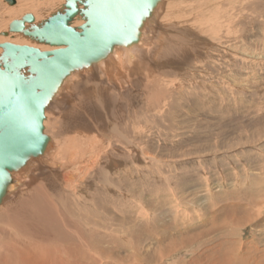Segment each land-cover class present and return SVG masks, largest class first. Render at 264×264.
<instances>
[{
	"label": "rangeland",
	"instance_id": "rangeland-1",
	"mask_svg": "<svg viewBox=\"0 0 264 264\" xmlns=\"http://www.w3.org/2000/svg\"><path fill=\"white\" fill-rule=\"evenodd\" d=\"M161 1L155 39L161 31L178 36L195 52H150L154 85L141 73L121 88L78 78L68 93L74 101L50 108L45 128L57 146L78 135L88 137L84 150L90 139L98 150L72 149L70 167L57 156L65 168L44 167L33 178L61 199L67 214L58 205L56 221L72 219L84 242L97 243L92 264H264V0ZM15 182L0 203V261L20 251L12 226L35 184ZM73 201L93 204L99 217L72 215ZM33 207L27 200L24 208ZM20 225L29 228L24 239L56 235L36 220Z\"/></svg>",
	"mask_w": 264,
	"mask_h": 264
},
{
	"label": "water",
	"instance_id": "water-1",
	"mask_svg": "<svg viewBox=\"0 0 264 264\" xmlns=\"http://www.w3.org/2000/svg\"><path fill=\"white\" fill-rule=\"evenodd\" d=\"M158 1L65 0L62 10L31 29L24 26L33 22L29 13L10 22V31L53 48L0 43V202L9 190L11 172L47 148L45 111L64 78L113 46L136 41ZM76 15L84 21L72 26Z\"/></svg>",
	"mask_w": 264,
	"mask_h": 264
},
{
	"label": "bare ground",
	"instance_id": "bare-ground-1",
	"mask_svg": "<svg viewBox=\"0 0 264 264\" xmlns=\"http://www.w3.org/2000/svg\"><path fill=\"white\" fill-rule=\"evenodd\" d=\"M5 1L7 2V0ZM64 3L65 0H13V2L8 3L10 4V6H6L2 5L0 2V28L2 27V29H0V43L11 42L15 44H28L31 46H36L38 48L40 47V49L42 50L52 49L53 47L44 43H38L34 39L23 35V33L20 31H10L9 24L12 20L21 19L25 14L31 12L29 14L33 15V22L24 23L25 28L31 29L32 25H40L51 14L62 10ZM161 5L162 1L159 0L152 9V14L150 15V17L145 19L141 23V26L139 27V30L137 32L136 41L113 46L111 50H108L103 57L94 62H90L88 65L75 69L62 81L61 86L58 88L57 93L55 94V96H53L47 107V110L45 111L43 125L44 133L49 137L47 148L44 150V152L37 155V157L30 159L29 162H27L24 166L11 172L12 178H19L25 181L29 179L30 183H35L34 185H36V187H33L34 185L30 186L28 183L29 189H27L28 191L26 190L27 193L24 198H21V207L20 210H18L20 216L16 220L18 227H16L15 224H13L12 226V232L18 237L17 240L13 241V244L17 245V248L18 245H21L22 247L20 246V251H16V253L13 251L14 255H9L8 260L5 256L3 260L0 261V264H92L95 261V254L98 253L97 248H99L97 247V243L84 242L82 239V234L80 232V225H76L75 222L72 221V219H70L69 221H65L64 219L62 220L59 216L60 220L56 221L53 214L55 213V215H58L57 211L59 209L57 206H62L61 199L58 196H55L56 193H51V189L49 190L46 183L44 184L43 182H40L38 180L36 181V179L33 178L32 174H37L39 170L44 169V167L49 168V166L50 168L55 169L65 168L63 167L61 161L57 160V156L60 157V159H66V162L63 163L64 165L70 167L69 164L70 161L72 162L73 158L72 149L76 151V154L80 153L81 151L84 152L88 149L92 150V152L98 150L97 145H94L97 143L91 142V139L89 140V145L84 150V146L82 148L81 143L84 142L88 137H84V139L78 135H75L77 137L76 139L74 137L70 138V135H66L65 138L58 142L59 145L57 146V144L52 141V135L48 133L47 129L45 128L49 113L56 109L54 107L58 106L57 109H59V107L61 108L62 106H60V104H66V102L70 103L74 101V99H71V101L69 100L71 98V94L68 93L75 90V85L78 84L76 82L78 78L86 76L87 79H96L97 82H103L106 83V85L111 84V86L121 88L127 83L129 76H138L139 73H141V75L144 76L145 84L154 85L156 83L155 79L157 78H155V74L151 72V65L149 64V60H147V57L149 58L150 56V52H163V55L167 58H169L170 56H177L182 58L183 55L188 56V54H192L191 52H195L190 44L186 43L184 39H181L178 36L169 35L167 33L164 35L162 31H159L160 33L158 32L159 34L156 35L155 39L154 30L151 26V21L153 19L152 15L155 14V12H158ZM79 7H81V5H79ZM5 15L11 17V20L3 21V16ZM74 19L77 18L75 17ZM79 20H83V17L77 19V21L79 22L78 25H80ZM73 24L75 25V22ZM4 32H6V34H3ZM152 44H154V48H152ZM1 51L2 49L0 48V53ZM74 82L75 85L73 84ZM93 88V90H90H92L93 93H96L97 96L101 97L103 95L101 92H98L95 87ZM65 90L66 94H63ZM149 92L151 93V95H154L152 91ZM52 104L53 106L51 107ZM50 108H53L52 111L50 110ZM75 140H77L76 143L74 142ZM53 176L55 182L63 181V184L65 185L70 183L68 174L63 177V180H59L60 176L57 174H54ZM19 187L20 186H17V182H15L14 185H9V190L4 197H8L13 188ZM4 197L1 201L4 200ZM76 198L77 197H75V200ZM40 199H43L44 203H46L45 208L44 206L42 207L43 203H41ZM27 200L33 202L34 207L33 209H31V212L24 208ZM77 201L79 200L77 199ZM74 202L75 201H73V204H75V206H73L71 210L73 212L72 215L76 214L78 216H84L86 221L94 218L97 219V217H99V213L96 211V208L93 207V204L90 206L83 201L80 205V203L76 204ZM96 206L98 207V205ZM62 207L64 209V206ZM65 210L66 209H64V211ZM30 220H36L37 223L39 221L40 223L44 224L43 227L56 229V235L50 237L43 232V235L41 233H38L39 236H30L29 239H24L22 237L23 235L21 229L28 230L29 228H27V226H21L20 223L23 221V223L32 224V221L28 222ZM57 222L60 223L61 226ZM71 226L73 227L71 228ZM61 227H63V230L60 229ZM73 228H76V231H73ZM63 239H65V242L63 241ZM60 244H63V246H60ZM128 255L130 257L132 253ZM116 257L118 256H115V258ZM120 258H118V260H120L118 262L122 263L123 260H121ZM246 261L247 258H239L231 262L230 264H245ZM116 263L117 262H115V264ZM255 264L261 263L255 261Z\"/></svg>",
	"mask_w": 264,
	"mask_h": 264
}]
</instances>
